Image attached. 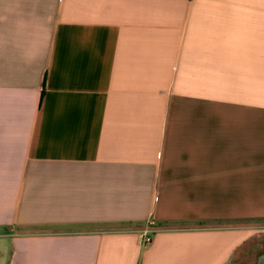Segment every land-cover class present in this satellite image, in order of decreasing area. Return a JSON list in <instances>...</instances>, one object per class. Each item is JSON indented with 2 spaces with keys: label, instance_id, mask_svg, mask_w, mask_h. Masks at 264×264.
Segmentation results:
<instances>
[{
  "label": "crops",
  "instance_id": "crops-1",
  "mask_svg": "<svg viewBox=\"0 0 264 264\" xmlns=\"http://www.w3.org/2000/svg\"><path fill=\"white\" fill-rule=\"evenodd\" d=\"M239 252L264 264V0H0V264Z\"/></svg>",
  "mask_w": 264,
  "mask_h": 264
},
{
  "label": "built area",
  "instance_id": "built-area-1",
  "mask_svg": "<svg viewBox=\"0 0 264 264\" xmlns=\"http://www.w3.org/2000/svg\"><path fill=\"white\" fill-rule=\"evenodd\" d=\"M140 242L143 246L149 245L155 235L156 230L152 229L149 225L139 229Z\"/></svg>",
  "mask_w": 264,
  "mask_h": 264
},
{
  "label": "rangeland",
  "instance_id": "rangeland-1",
  "mask_svg": "<svg viewBox=\"0 0 264 264\" xmlns=\"http://www.w3.org/2000/svg\"><path fill=\"white\" fill-rule=\"evenodd\" d=\"M248 257H247V254H242V252H239L237 256V261L235 263L236 264H255V261L254 262L250 261Z\"/></svg>",
  "mask_w": 264,
  "mask_h": 264
}]
</instances>
